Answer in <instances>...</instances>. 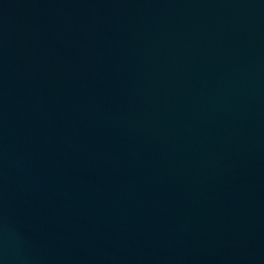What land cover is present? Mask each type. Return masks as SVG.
<instances>
[{"label": "water", "instance_id": "1", "mask_svg": "<svg viewBox=\"0 0 264 264\" xmlns=\"http://www.w3.org/2000/svg\"><path fill=\"white\" fill-rule=\"evenodd\" d=\"M0 264H264V0H0Z\"/></svg>", "mask_w": 264, "mask_h": 264}]
</instances>
